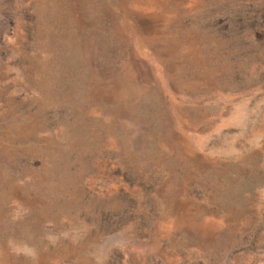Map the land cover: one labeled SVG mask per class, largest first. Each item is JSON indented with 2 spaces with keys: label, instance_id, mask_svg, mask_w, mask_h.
I'll list each match as a JSON object with an SVG mask.
<instances>
[{
  "label": "rangeland",
  "instance_id": "rangeland-1",
  "mask_svg": "<svg viewBox=\"0 0 264 264\" xmlns=\"http://www.w3.org/2000/svg\"><path fill=\"white\" fill-rule=\"evenodd\" d=\"M0 264H264V0H0Z\"/></svg>",
  "mask_w": 264,
  "mask_h": 264
}]
</instances>
